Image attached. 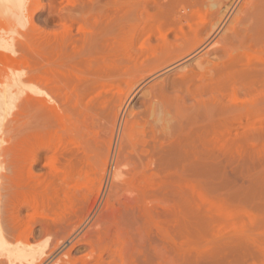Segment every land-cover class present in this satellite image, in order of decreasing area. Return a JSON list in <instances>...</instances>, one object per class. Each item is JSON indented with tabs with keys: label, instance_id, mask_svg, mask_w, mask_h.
I'll list each match as a JSON object with an SVG mask.
<instances>
[{
	"label": "rangeland",
	"instance_id": "obj_1",
	"mask_svg": "<svg viewBox=\"0 0 264 264\" xmlns=\"http://www.w3.org/2000/svg\"><path fill=\"white\" fill-rule=\"evenodd\" d=\"M142 1L27 0L19 27L0 15V264H264V87L244 90L264 71H242L214 105L207 94L202 108L187 99L179 115L164 112L150 94L176 70L150 72L170 57L162 35L176 43L173 31L210 12L196 9L183 28L162 15L144 22ZM248 58L264 59V45ZM194 104L218 110V123ZM235 104L252 105L230 114ZM126 126L138 139L121 148Z\"/></svg>",
	"mask_w": 264,
	"mask_h": 264
},
{
	"label": "bare ground",
	"instance_id": "obj_2",
	"mask_svg": "<svg viewBox=\"0 0 264 264\" xmlns=\"http://www.w3.org/2000/svg\"><path fill=\"white\" fill-rule=\"evenodd\" d=\"M148 1L149 0H143L141 2L142 3L141 18L144 22H146L147 19H151L152 21H154L156 16L158 17L159 15H162V16L166 17L167 20H169V23L171 22L173 25L181 24L180 27H182V24L189 21L188 20L189 17H191V20L193 19L192 15L196 14L199 11V10L196 11V9H200V8L203 9L204 6H206L205 8H207V10L209 9V12H210V19L208 21L204 22L203 24L196 25V26L190 24L189 29L187 31L185 30L182 32H178L176 30L178 35H175L176 31H173V34L175 33L174 34L175 36L172 34V37L178 36L177 37L178 39L177 38H176L177 40L175 39L176 43L172 42L174 44L169 42V40L174 41V39L173 40L172 39L166 40L165 39L166 35L165 34L162 35L163 37L165 36L164 39L166 42L168 41L167 43L169 44V45H167L166 42L164 41V39H162L163 43H161V46H162V44H165V45H163L164 48H162V50L165 52V48H166V52H168V55L170 54V57L165 56L163 54H160V55H162L161 57H162L163 61L159 55L158 59L160 58V61L157 58H156L157 60L155 59V62L157 61V63H156L157 65H154L155 67H153V68H155V70L152 68L150 72L154 77L155 76L158 77V75H160V74L162 75V74H165L167 72H170L172 69L175 70V67H176V70L172 73H169V74L167 73V75L161 80L157 81L155 79L154 82H152L150 84V94H151V97L153 98V100H155L156 102H158L162 105V107L164 108L163 109L164 112L179 115V113L181 112L180 107H179L180 102L182 103L187 99H192L197 105L200 106L201 101L203 100V98L207 94H209L211 97L209 102H212V105H214V102H215L214 98H216L217 100H221L225 96L228 84L230 82L235 81L237 79H240L241 77H242V80H244V78H246L245 76H243L244 71H251V72H253V71H256V72L257 71L258 72L264 71V59L263 58H260L258 61H255V62H252L249 58H248V60L245 59V57L248 56L249 51H251V49H253L254 46H263L264 45V0H150L149 2ZM26 2H27V0H0V15H3V16H6V17L13 19L14 20L13 23H16V24L12 23V26L18 25V27H19L21 25L20 22H22L23 20H26V16H25L26 13H24L25 10H23V7L25 5H27V3H28V2L27 3ZM148 4L149 5L151 4V7L148 6ZM137 7H139V6H137ZM211 7H214V9ZM210 8H211V11H210ZM121 10L122 9H120V11ZM130 10H132L134 12L133 8ZM149 10H151V11H149ZM133 12H130V13L133 15ZM132 15H131V17H133ZM127 16L130 17V15H128V14H127ZM135 16H134V18H135ZM124 17H126V16H123V18ZM156 19H158V18H156ZM126 20H127V18H126ZM129 20H127V21H129ZM115 21H117V20H115ZM120 21H121V19H120ZM120 21H118V22H120ZM122 22H123V19H122ZM188 23H190V22H187V24ZM145 25H147V23H145L144 26ZM14 27L11 28V30H13ZM16 28H17V26L15 27V29ZM179 30H183V29L180 28ZM166 45H167V47H165ZM156 50H157V48H156ZM162 50H161V53H164ZM119 51H120V49H119ZM201 52H203V53H201ZM199 53H201V55L198 56L194 60V58ZM163 57L164 58L167 57V58L164 59ZM188 59H193V61H191L192 62L191 64H187V66H183L181 69H177V67L179 68V65H181V63H184ZM148 70H150V69H148ZM44 73H46V72L44 71ZM79 73L82 74L83 72H79ZM263 74H264V72H263ZM151 76H150V78H151ZM261 77H262V75H260V79L257 80V86L254 85V83H253L254 80L253 81H247L244 83V90H245V93L247 95L254 93L256 91H259L261 88L264 87V82H263L264 80L261 79ZM68 78H70V77H68ZM68 78H66V80ZM152 79H153V77H152ZM68 85H70V84H68ZM259 93H257V94H259ZM72 101H73V99H72ZM205 102H206V100H205ZM260 102H258V104ZM219 103H222V102H219ZM222 104L224 105L225 103H222ZM195 106L196 105L194 104V107ZM199 106H196V107L199 108ZM250 106H247L246 104H241V105L239 104V105H236L235 107L232 106L233 108L230 106V108H231L230 114L232 111L238 112V113L243 112V113L247 114L250 110ZM256 106H257V104H256ZM259 106H261V103ZM205 107L207 109H209V106L207 104L205 105ZM201 108H202V105H201ZM201 108H199L201 111L200 114L205 113V115L207 116V121L209 120L210 122H213V123L217 122L218 110H217L216 114L213 113V116L209 117V114H206V112L201 110ZM206 108H204V109H206ZM199 109H197V110L194 109V110L199 111ZM217 109H219V108H217ZM225 109L226 108H224V110ZM259 109H261V108H259ZM220 112H222V111H220ZM258 113H260V112H258ZM194 114H195V112H194ZM220 114H218V115L221 118ZM191 116L192 115L190 114V117L189 116L184 117V124L187 125V121H189L187 119H188V117L191 118ZM195 116H196V114H195ZM195 116L194 117L192 116L193 118H191V120L193 119V121H194V119L196 118ZM228 116H230L229 121H228V122H230V119H232L231 118L232 115H228ZM203 117L205 118L204 114L202 115V118ZM208 117H209V119H208ZM224 118H225V116H224ZM197 119H198V117L195 119V121ZM205 119L204 120L202 119L204 121V123H206ZM223 119H222V123H223ZM117 120H118V117L115 116V118L112 120V123H111V140H110L111 143H112V136H113V134H115L114 133L115 128L118 127V122H116ZM198 120L200 122L201 119H198ZM203 121H201V122H203ZM196 122H193V123H194V125L196 124V126H197ZM225 122H227V120ZM241 122H242V120H241ZM220 123H221V121H220ZM227 123L225 125H227ZM213 125L214 124H212V126ZM206 126H208L209 133H211L210 132L211 128H209L210 125L208 124ZM214 126H216V125H214ZM218 126L219 125H217V127ZM205 127H204V129H205ZM242 128L244 129V127H241V129ZM185 130H186V126L184 127V129L181 133V136H183L184 139H185V137H187V136H184V135H186ZM203 131H205V130H203ZM194 132H196V131H194ZM202 135L206 136V134H202ZM197 136H199L198 138H203L201 135H197ZM206 137H208V136H206ZM128 139L132 140L133 141L132 143H134V145H135V142L137 141L138 136L133 131L132 128L126 126L124 129H122V134L119 137V143L121 144V148L126 146L125 144H127ZM184 139L182 138V140H184ZM195 140H197V138ZM239 140L240 139H238V141ZM242 140H244V143H246L244 138ZM205 144H206V142H205ZM231 144H232V146H234L233 143H231ZM209 145L211 146V144H209ZM241 145H242V142H241ZM232 146H230V147H232ZM227 147H226V149H227ZM222 149H224V148H222ZM215 150L217 151V149H215ZM222 151H224V150H222ZM109 155H110V148L108 150V154L106 155L105 159L102 162L103 173L106 171V166H107V163L109 160ZM253 166L255 167L256 165H253ZM124 174H125V166L121 165L119 167V170H118L116 177L114 178V181H118V179L122 178L124 176ZM102 178H103V176H102ZM253 178H255V177H253ZM254 183H255V180H254ZM102 184H104V181ZM259 185H257V186L259 187ZM259 188L261 189V185ZM257 192H260L258 190V188H257ZM251 216H253V215H251ZM128 239H129V236H128ZM125 248H127V247H125ZM130 248H131V246H130ZM126 252H127V250H126ZM167 257H169V256H167ZM168 261H169V264L172 263V262H170L171 261L170 257H169ZM125 262H126V259H125ZM127 262L129 263V261H127ZM166 263H167V261H166Z\"/></svg>",
	"mask_w": 264,
	"mask_h": 264
},
{
	"label": "clouds",
	"instance_id": "obj_3",
	"mask_svg": "<svg viewBox=\"0 0 264 264\" xmlns=\"http://www.w3.org/2000/svg\"><path fill=\"white\" fill-rule=\"evenodd\" d=\"M3 147L2 142H0V148ZM9 171V166L4 155L0 154V184L5 182V177Z\"/></svg>",
	"mask_w": 264,
	"mask_h": 264
}]
</instances>
